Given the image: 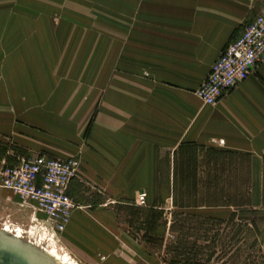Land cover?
<instances>
[{"label":"rangeland","instance_id":"obj_1","mask_svg":"<svg viewBox=\"0 0 264 264\" xmlns=\"http://www.w3.org/2000/svg\"><path fill=\"white\" fill-rule=\"evenodd\" d=\"M183 1L0 0V230L20 229L25 243L55 247L76 264H264V220L253 230L238 221L189 213V206L200 202L191 197L195 194L191 190L206 192L195 183L198 168L201 173L212 169L217 187L232 186L235 194L246 180L241 172H230L228 179L220 168L209 169L210 159L197 162L198 152L190 147L181 161L180 173L187 184H179V197L160 201V206L155 201L148 208L140 203L141 196L147 198L143 193L135 207L118 206L113 219L116 216L119 230L102 228L115 246L75 247L65 236H54L33 220L32 206L2 182L4 171L24 160H66L48 155L50 138L76 143L106 80L125 63L132 52L127 48L139 46L132 41L136 20L149 15L172 24V17L188 9L180 5ZM157 37L161 35L151 34ZM251 207L255 209L252 200Z\"/></svg>","mask_w":264,"mask_h":264},{"label":"crops","instance_id":"obj_2","mask_svg":"<svg viewBox=\"0 0 264 264\" xmlns=\"http://www.w3.org/2000/svg\"><path fill=\"white\" fill-rule=\"evenodd\" d=\"M183 3L188 9L172 17V24L149 15L136 20L132 41L139 46L127 48L132 52L125 63L106 80L86 112L76 143L50 138L48 155L81 162V176L69 195L84 209L73 212L63 234L75 247L115 246L102 228L118 231L116 216L113 219L118 206L135 207L140 194H147L148 208L155 201L160 206V201L174 199L179 184L185 183L180 167L187 147L198 152L197 162L210 159L208 168H220L228 179L230 172L240 173L241 158L248 156L252 205L264 207V64L215 106L204 105L196 95L223 50L264 5L260 0ZM222 154L226 158L218 162ZM230 154L235 166L230 165ZM212 172L198 168V189L215 183L218 176ZM192 192L195 199L206 197V192ZM188 211L227 221L235 208L197 206Z\"/></svg>","mask_w":264,"mask_h":264},{"label":"built area","instance_id":"obj_3","mask_svg":"<svg viewBox=\"0 0 264 264\" xmlns=\"http://www.w3.org/2000/svg\"><path fill=\"white\" fill-rule=\"evenodd\" d=\"M264 64V9L213 64L196 95L207 106H215ZM221 145L224 141L220 142ZM81 176L76 158L54 160L46 157L24 160L2 175L3 185L33 209V220L54 236H62L73 212L80 208L70 197L71 184ZM146 205V195L140 197ZM42 216V217H41ZM54 232V233H53Z\"/></svg>","mask_w":264,"mask_h":264},{"label":"trees","instance_id":"obj_4","mask_svg":"<svg viewBox=\"0 0 264 264\" xmlns=\"http://www.w3.org/2000/svg\"><path fill=\"white\" fill-rule=\"evenodd\" d=\"M214 156H220L219 154H213ZM232 156L231 154L229 157ZM221 160L226 158L225 154L221 155ZM230 165L235 166V161L230 159ZM239 171L246 174V180L244 181L240 194L231 192L232 186L228 188L217 187L216 183L203 184V188L206 191V197L199 198V203L194 207H232L236 211L226 221L234 223L236 221L251 225L253 230L259 228V221L264 220V210H256L251 207V191H250V158L248 156L241 158ZM236 169V168H235ZM244 169V171L242 170ZM191 207V206H189ZM264 233V232H263Z\"/></svg>","mask_w":264,"mask_h":264},{"label":"water","instance_id":"obj_5","mask_svg":"<svg viewBox=\"0 0 264 264\" xmlns=\"http://www.w3.org/2000/svg\"><path fill=\"white\" fill-rule=\"evenodd\" d=\"M0 264H56L46 255L0 235Z\"/></svg>","mask_w":264,"mask_h":264},{"label":"bare ground","instance_id":"obj_6","mask_svg":"<svg viewBox=\"0 0 264 264\" xmlns=\"http://www.w3.org/2000/svg\"><path fill=\"white\" fill-rule=\"evenodd\" d=\"M23 231H21L20 229L16 232H12V230L10 228H5L2 230H0V235L1 236H5L8 238H11L14 236V238L12 240L26 246V247H30L31 249H34L44 255H46L48 258L52 259L56 264H76V262L69 256L66 254H60L55 247H51V248H45L42 247V245H37L38 247H32L30 244L25 243L23 241ZM11 236V237H10ZM54 246V245H52ZM42 248V250H40Z\"/></svg>","mask_w":264,"mask_h":264}]
</instances>
